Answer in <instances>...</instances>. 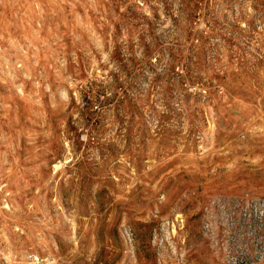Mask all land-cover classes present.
<instances>
[{
	"label": "rangeland",
	"instance_id": "rangeland-1",
	"mask_svg": "<svg viewBox=\"0 0 264 264\" xmlns=\"http://www.w3.org/2000/svg\"><path fill=\"white\" fill-rule=\"evenodd\" d=\"M0 264H264V0H0Z\"/></svg>",
	"mask_w": 264,
	"mask_h": 264
}]
</instances>
